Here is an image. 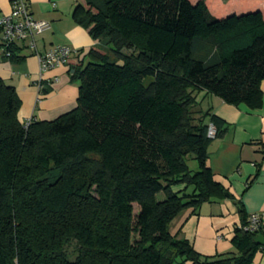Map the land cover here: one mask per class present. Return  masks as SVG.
<instances>
[{
	"label": "trees",
	"instance_id": "16d2710c",
	"mask_svg": "<svg viewBox=\"0 0 264 264\" xmlns=\"http://www.w3.org/2000/svg\"><path fill=\"white\" fill-rule=\"evenodd\" d=\"M74 20L97 42L73 75L76 109L23 124L16 89L0 79V264H252L264 233L245 230L242 207L231 253L202 255L170 225L226 194L207 165L225 123L202 102L262 106L264 13L83 0ZM27 49L6 51L22 62Z\"/></svg>",
	"mask_w": 264,
	"mask_h": 264
},
{
	"label": "crops",
	"instance_id": "0c3cea01",
	"mask_svg": "<svg viewBox=\"0 0 264 264\" xmlns=\"http://www.w3.org/2000/svg\"><path fill=\"white\" fill-rule=\"evenodd\" d=\"M13 1L0 0V18L11 13ZM26 1L35 20L51 24V29L35 39L38 52L57 46H68L74 52L67 65L41 74L39 59L30 49L21 51L22 62L10 60L0 33V79L16 89L23 124L32 119L50 122L77 108L79 84L73 75L88 64L87 54L97 42L74 20L75 8L83 0H56L55 8L49 0ZM43 89L48 92L42 93ZM261 89L262 106L255 110L243 104L228 105L215 96L202 102L204 110H211L225 123V134L208 148L207 165L226 194L202 204L194 213H184L170 225L173 235L186 239L202 255L233 252L234 231L242 225L240 207L248 217L260 215L264 233V81ZM252 264H264V252H258Z\"/></svg>",
	"mask_w": 264,
	"mask_h": 264
},
{
	"label": "built area",
	"instance_id": "2783aa9c",
	"mask_svg": "<svg viewBox=\"0 0 264 264\" xmlns=\"http://www.w3.org/2000/svg\"><path fill=\"white\" fill-rule=\"evenodd\" d=\"M51 5L56 7V0H49ZM0 28L5 48L15 44H25L30 50L36 53L40 62V72L45 74L53 69L63 67L70 62L74 52L68 46H57L45 53H39L36 46V37L51 29L49 22L37 21L30 14L26 0H14L12 11L9 15L0 18ZM6 56L10 53L6 51ZM58 79H54L57 82ZM216 130L213 126L209 129V138H214ZM262 227L260 215H250L248 225L245 228L248 232H256Z\"/></svg>",
	"mask_w": 264,
	"mask_h": 264
},
{
	"label": "rangeland",
	"instance_id": "374dc122",
	"mask_svg": "<svg viewBox=\"0 0 264 264\" xmlns=\"http://www.w3.org/2000/svg\"><path fill=\"white\" fill-rule=\"evenodd\" d=\"M192 4L203 2L210 13L218 18L223 19L229 16H240L243 14L261 11L264 13V0H189ZM186 163L190 170L197 171L198 164L194 156H188ZM158 200H163V195L158 196ZM139 207L135 206V213Z\"/></svg>",
	"mask_w": 264,
	"mask_h": 264
},
{
	"label": "water",
	"instance_id": "95a60500",
	"mask_svg": "<svg viewBox=\"0 0 264 264\" xmlns=\"http://www.w3.org/2000/svg\"><path fill=\"white\" fill-rule=\"evenodd\" d=\"M254 242H255L258 246L264 248V237H262V236H258V237H256V238L254 239Z\"/></svg>",
	"mask_w": 264,
	"mask_h": 264
}]
</instances>
